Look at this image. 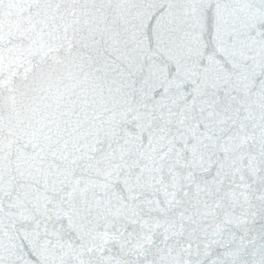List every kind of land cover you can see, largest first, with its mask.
<instances>
[{
    "label": "snow or ice",
    "instance_id": "obj_1",
    "mask_svg": "<svg viewBox=\"0 0 264 264\" xmlns=\"http://www.w3.org/2000/svg\"><path fill=\"white\" fill-rule=\"evenodd\" d=\"M118 4V28L77 44L119 110L0 138V264H264V0ZM70 28L53 45L18 27L21 46L0 27V89L71 54Z\"/></svg>",
    "mask_w": 264,
    "mask_h": 264
},
{
    "label": "water",
    "instance_id": "obj_2",
    "mask_svg": "<svg viewBox=\"0 0 264 264\" xmlns=\"http://www.w3.org/2000/svg\"><path fill=\"white\" fill-rule=\"evenodd\" d=\"M121 11L118 0H112L110 7L107 0H4L0 27L11 44L26 46L28 41L20 39L16 29L33 24L37 30L44 29L45 39L53 45L63 43L60 38L66 25L71 24L69 32L75 37L71 54L66 55L62 48L58 60L40 61L36 57L33 63L37 71L27 80L17 77L12 91L0 89V138L44 145L68 138L85 115L91 121L94 115L104 119L112 110H119L121 97L111 83L112 75L96 71L103 61L90 62L88 57L95 61V54L77 40L88 35L103 40L109 29L119 27ZM258 120L257 113L249 124L253 135L259 132L258 127L253 128ZM249 149L254 151L255 146L249 145Z\"/></svg>",
    "mask_w": 264,
    "mask_h": 264
}]
</instances>
